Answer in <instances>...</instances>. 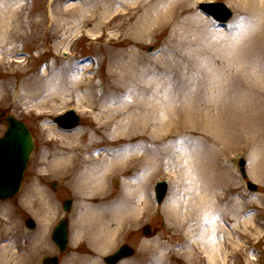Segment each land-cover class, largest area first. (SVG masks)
Here are the masks:
<instances>
[{
    "label": "bare ground",
    "instance_id": "bare-ground-1",
    "mask_svg": "<svg viewBox=\"0 0 264 264\" xmlns=\"http://www.w3.org/2000/svg\"><path fill=\"white\" fill-rule=\"evenodd\" d=\"M74 1L49 0L47 8L35 15L39 20L34 25L47 20L50 27L59 29L58 33L62 30L61 36L66 41L68 34L80 32L83 36L89 32L87 27L93 20L97 21L96 27L101 28L105 11L112 10L117 4L126 9V13L113 19L112 28L120 31L121 36L131 34L134 40L142 39L150 36L153 23L161 27L172 26L168 40L184 41L201 37L194 41L198 45L197 55L206 56L219 51L216 58L220 62L225 60L226 65L240 56L241 43L248 40L250 35L264 37V0H228L236 9L244 10L235 41L225 38L219 30H210L204 19L191 12L192 3L198 0H88L81 5L71 4ZM66 3L70 5L63 8ZM28 8L29 0H0V49L4 50L0 66L4 69L10 70L13 64L19 63L14 60L20 52L16 46L24 30L19 18ZM74 11L78 12L77 20L71 22L74 26L65 28ZM115 12L116 9L109 15ZM182 13L191 14V18L179 20ZM194 58L197 56L194 55ZM211 63L214 65L213 59ZM83 65L87 64L84 62ZM83 65L81 69L85 68ZM205 65L191 81L181 80V75L188 73L190 65L178 68L176 64L161 68V72H172L168 83L154 77L149 82L146 77L153 70L138 69L139 82L106 90L99 96L92 94L93 85L81 86L73 79L74 76L67 75L66 78L70 67H63L61 71L65 76L61 83L71 84L70 91L65 94L68 99H60L62 91L57 87L65 90V86L57 79L42 83L34 80L30 85L23 86V93L17 99L26 108L35 107L39 115L45 118L42 128L48 142L53 145V150L40 162L44 171L42 175L67 179L74 188L81 215L75 226L73 242L76 243L75 239L81 232H86L85 229L93 231L91 243L94 254H77L69 264H101L100 258L110 250L116 229L125 223L121 220L128 218L124 216L131 211L130 220L132 215L137 218L139 211H144L148 206L150 185L162 171H168L171 182L170 196L165 203L166 219L186 234L179 245L180 253L186 260L198 256L199 259H207L209 264H226V259L242 248L239 239L244 242L250 237L245 229H254L249 223L252 217L244 219L243 204L237 199L228 200L223 194L231 180L225 161L230 152L252 149L249 173L255 181L262 182L264 130L260 133L256 130L245 137L243 129L236 130L235 125L225 127L222 118L217 120L218 114H211L210 106L216 109L230 101V105L235 103L236 92L223 91L224 87L220 85L224 83L219 70ZM213 89L217 90L214 96L211 93ZM73 91H82L76 98V110L82 112L86 123L85 127L66 130L44 115L54 114L57 109L52 98L59 100L60 105L75 100ZM196 130L200 134L194 138L192 135ZM204 134L212 141L211 148L208 140H202ZM114 177L121 178L122 184L116 197H113L114 207L108 208L110 212H104L98 202L113 200L109 198L110 183ZM40 192L37 187H31L26 189L24 196L26 201L40 202L34 214L45 218L41 222L42 232L45 233L51 216L56 212L51 209L48 197ZM136 199L138 207L134 204ZM106 215L117 219L113 228L105 227ZM44 236L39 242L41 247L47 242ZM226 250H230V253H226ZM7 252L6 245L0 247V264H8ZM8 257L12 258V254Z\"/></svg>",
    "mask_w": 264,
    "mask_h": 264
},
{
    "label": "rangeland",
    "instance_id": "rangeland-1",
    "mask_svg": "<svg viewBox=\"0 0 264 264\" xmlns=\"http://www.w3.org/2000/svg\"><path fill=\"white\" fill-rule=\"evenodd\" d=\"M48 1L29 0V8L24 10L19 18L24 26L22 39L16 46L20 52L14 57V60L19 63L13 64L10 70L0 66V113L4 111L6 115H13L23 120L32 131L35 142V149L24 173L20 191L10 199L0 200V247L6 245L9 250V253L6 254L8 264H41L43 256L56 254L51 240V232L61 217L69 219V243L68 253L59 256V264H69L70 260L80 252H82L80 255L83 256L94 254L91 243L93 231L85 229L86 232H81L75 239L76 243L73 242L76 234L75 226H77L81 215V211L79 214L77 208L74 188L67 179L59 178L56 175H42L44 171L40 162L42 159H46V156L53 150V145L48 142L46 132L42 128L46 122L45 118L39 115L35 107L33 109L26 108L17 99L18 95L23 93L25 84L30 85L34 80L42 83L52 79H57L62 84L61 82L65 79L61 72L62 68L70 67L69 72L66 73V78L67 75L69 77L74 76L73 79H76L81 86H85V84L93 85L92 94L99 96L106 90H114L118 86L139 82L140 80L137 78L138 69L153 70L146 77L149 82H152L151 79L154 77L162 83H168L170 82L168 77L171 76L172 72L169 69L167 72H161V68H169L176 64L178 68L183 65H190L188 73L184 76L181 75V80L191 81L193 77L200 74L199 69H202L201 66H204L207 62L206 67L210 65L215 70H219L224 83L220 85L224 87H222V90L228 91L227 93L236 92L235 103L230 105V101L228 104L218 106L216 109L210 106L211 114H218L217 120L222 118L225 127L235 125L236 130L243 129L245 137H249L256 130H258V133L264 130V37L250 35L248 40L241 43L240 56L235 58V61L230 65H226L225 60L220 62L216 58L219 51L206 56L197 55L198 45L194 41L201 37L184 41L168 40V35L173 29L172 26L161 27L157 23H153L150 27V36L142 39L134 40L135 38L131 37V34L121 36L120 31L113 29L112 25L116 20L114 17L126 13V9L115 4L113 7L111 6L112 10L105 11L106 17L103 19L101 28H97V21L93 20L87 27L89 32H86L83 36L80 32L74 35L68 34L65 41L64 37L61 36L62 30L58 33L59 29L50 27L47 20L38 26L34 25L39 20L35 15L40 10L47 8ZM85 2H88V0H75L71 4L81 5ZM207 2H222L232 11V17L224 26H219L198 9V4ZM69 5L70 3H66L63 8ZM115 9L117 12L109 15V12H113ZM191 10L209 24L210 30H219L225 38L228 37L235 41L234 36L239 31V21L242 22L241 15H243L244 10L236 9L234 4L228 3V0H198L192 3ZM99 11H101L100 7ZM183 13L178 17L179 20L185 17L191 18V14L185 15ZM77 17L78 12L74 11L73 17L68 19L69 22L64 27L72 28L74 26L72 23L77 20ZM129 27H127V30ZM149 48L150 51H148ZM2 52L4 53V50L0 49V58ZM194 55L197 56L196 59ZM93 59L96 61L95 64H92ZM212 59L214 65L211 63ZM84 62L87 64L86 66L83 65ZM82 65L85 67L84 69H81ZM64 86L65 90L57 87L60 92L62 91L60 99L65 97L68 99V95L65 94L70 91L71 84L67 83ZM216 91V89L211 91L213 96ZM73 93L75 100H70L68 103L61 105L59 100L56 101L52 98V102L57 105V109L54 114L46 115V113L44 116L53 120L65 111L73 109L79 117L78 128L85 127L86 119L82 112L76 110L78 109L76 98L82 94V91H73ZM235 109L238 111H235ZM182 121L184 122V119ZM5 130L6 122L0 117V136ZM199 130H196L195 135H192V137H198ZM203 136L202 140H208L209 143L207 144L211 148L212 141L206 137L207 134ZM145 140L148 142V139ZM216 147L217 145H215ZM251 152L252 149L230 152L225 161L231 174V180L228 181L229 184L223 194L228 200L237 199L240 204H243L242 217L244 219L252 217L249 223L254 227L253 230L251 228L245 229L249 232L250 237L244 242L239 239L242 248L234 251L231 257L226 259V264H264V180L259 182L251 178L249 173ZM239 157H242L246 163L247 177L245 179H242L236 166ZM167 173L168 171H162L152 181L149 190V201L146 204L148 206L144 211H139L137 218L132 215L131 220L133 221L130 220L131 211L128 212L130 215L127 213L128 216H124L128 218L121 220L122 223L124 221L125 223L116 229L115 239L112 242L110 251L121 243H129L136 251L132 258L120 264H157V262L159 264H209L207 259H199L198 256L186 260L180 253L179 245L181 241L185 240L186 234L168 223L166 219L165 203L171 192V182ZM247 180L256 184V191H248L245 186ZM159 181H165L168 190L163 201L157 204L154 201L153 193L154 185ZM53 182L57 183L55 191L51 189ZM121 184V178L114 177L112 179L109 199L118 193L117 190ZM31 187H37L41 194L47 196L51 209L56 212L51 216L45 233L42 232L41 228V222L45 218L34 214L39 209L40 202L36 200L26 201L24 196L26 189ZM66 198L73 200L72 208L68 214L63 213L60 205L62 200ZM114 201L113 198V200H105L98 202V204H100L102 211L110 212L111 206L114 207ZM138 203V199H136L134 204ZM134 204L131 205L135 207ZM27 218H32L36 222V227L33 230H29L25 226L24 222ZM105 218L107 219L105 227L113 228L114 224L117 223V219L115 220L113 216L110 218L106 215ZM93 222L94 219L91 223L93 224ZM88 223L90 222H86V224ZM144 225L150 227V236L142 234ZM43 236L46 237L47 242L41 247L39 242ZM80 242L85 245L80 247L78 245ZM227 242L228 239L225 237V243ZM218 243H220V240ZM225 252L230 253V250ZM9 254H12V258L8 257Z\"/></svg>",
    "mask_w": 264,
    "mask_h": 264
},
{
    "label": "water",
    "instance_id": "water-1",
    "mask_svg": "<svg viewBox=\"0 0 264 264\" xmlns=\"http://www.w3.org/2000/svg\"><path fill=\"white\" fill-rule=\"evenodd\" d=\"M200 8L211 13L220 21H226L231 16L230 10L221 3L200 5ZM5 119L8 123L7 130L3 137L0 138V199L10 198L19 191L23 172L34 148L33 140L27 127L12 116H8ZM57 120L65 128L73 127L78 122V118L72 112L59 117ZM240 164L243 165L244 163L241 162ZM247 186L252 191L257 189L250 182ZM156 189L162 198L166 191V185L164 183L158 184ZM69 207L70 201L67 200L65 201L64 209L68 210ZM27 225L30 228L34 227L32 221H28ZM143 234L150 235V229L146 227ZM52 238L60 250L63 251L67 243V222L65 220L61 221L56 227ZM131 254L132 250L128 246H123L117 253L110 256L107 262L115 264L121 258L128 257ZM43 264H57V260L56 258L46 257L43 259Z\"/></svg>",
    "mask_w": 264,
    "mask_h": 264
},
{
    "label": "flooded vegetation",
    "instance_id": "flooded-vegetation-1",
    "mask_svg": "<svg viewBox=\"0 0 264 264\" xmlns=\"http://www.w3.org/2000/svg\"><path fill=\"white\" fill-rule=\"evenodd\" d=\"M78 245L81 247V246H83V245H85V244H82V243H81V244H78Z\"/></svg>",
    "mask_w": 264,
    "mask_h": 264
}]
</instances>
